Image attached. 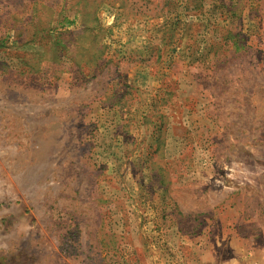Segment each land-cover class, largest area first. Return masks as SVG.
Wrapping results in <instances>:
<instances>
[{
    "label": "rangeland",
    "instance_id": "374dc122",
    "mask_svg": "<svg viewBox=\"0 0 264 264\" xmlns=\"http://www.w3.org/2000/svg\"><path fill=\"white\" fill-rule=\"evenodd\" d=\"M0 264H264V0H0Z\"/></svg>",
    "mask_w": 264,
    "mask_h": 264
}]
</instances>
